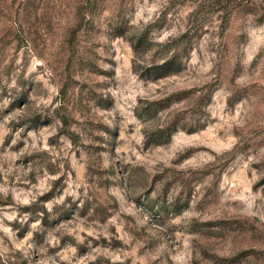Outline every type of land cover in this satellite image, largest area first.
Instances as JSON below:
<instances>
[{
    "label": "rangeland",
    "instance_id": "rangeland-1",
    "mask_svg": "<svg viewBox=\"0 0 264 264\" xmlns=\"http://www.w3.org/2000/svg\"><path fill=\"white\" fill-rule=\"evenodd\" d=\"M203 1L0 0V264H264V0Z\"/></svg>",
    "mask_w": 264,
    "mask_h": 264
},
{
    "label": "trees",
    "instance_id": "trees-1",
    "mask_svg": "<svg viewBox=\"0 0 264 264\" xmlns=\"http://www.w3.org/2000/svg\"><path fill=\"white\" fill-rule=\"evenodd\" d=\"M206 1H208L209 5L214 7L215 8L214 10H216V11L217 10L220 11V10L225 9V11H224L225 17L228 16V13H229L228 8H230L231 6L235 7L237 5V3H236L237 1H239L240 3L242 2V0H232V1L231 0H204L203 2H206ZM199 4H201V3H199ZM189 33H190V30H187V32L183 33L182 36L185 38H188ZM175 61H176V57H175V54H173L170 57L166 58L162 64L155 66V69L156 68H162L165 65L166 66L167 65L172 66L175 63ZM166 72H168V71H165L163 74H165Z\"/></svg>",
    "mask_w": 264,
    "mask_h": 264
}]
</instances>
